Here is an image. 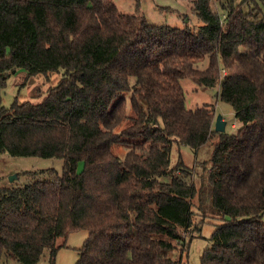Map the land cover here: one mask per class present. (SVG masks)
<instances>
[{
    "label": "trees",
    "instance_id": "trees-1",
    "mask_svg": "<svg viewBox=\"0 0 264 264\" xmlns=\"http://www.w3.org/2000/svg\"><path fill=\"white\" fill-rule=\"evenodd\" d=\"M191 10L200 25L179 29L150 25L138 0L134 13L112 0H0V91L18 71L21 88L48 84L39 102L0 97V154L63 161L0 188V264L46 252L53 264L76 231L88 235L75 264H184L172 253L197 214L221 220L200 264H264V0ZM184 78L220 85L239 127L215 131L213 105L188 109ZM215 136L196 188L181 159L171 167L172 145L196 152Z\"/></svg>",
    "mask_w": 264,
    "mask_h": 264
},
{
    "label": "rangeland",
    "instance_id": "rangeland-1",
    "mask_svg": "<svg viewBox=\"0 0 264 264\" xmlns=\"http://www.w3.org/2000/svg\"><path fill=\"white\" fill-rule=\"evenodd\" d=\"M117 9L123 13H134L136 0H112ZM141 13L145 16L150 25H168L174 28H195L200 24L196 17L192 14L191 1L192 0H138ZM240 1V0H238ZM220 14L219 7L216 5ZM207 65V60L203 61L200 69H204ZM9 77L5 86L0 91L2 105L5 107L10 106L15 97H19V102L25 100L39 102L45 95L48 84L44 81L43 76L28 80L25 87H20L23 83L24 76L18 79V74ZM51 79H57L56 75H51ZM185 96V106L188 109H195L203 105H213L215 119L221 116L225 122V131L233 133L239 125L234 119L232 108L218 98L220 85L212 88L199 87L190 79L184 78L180 80ZM127 109L129 108L128 96L126 97ZM233 124V127L231 126ZM217 140L215 136L212 141L200 147L196 152L191 151L186 146L172 145L170 152V165L174 167L181 159L183 163L192 169L190 173V182L195 184L198 188L200 185V178L205 177L207 169L203 168L206 162L212 155L214 142ZM114 153L121 159L126 154V149L121 146L113 147ZM63 161L61 159L49 158H36V157H12L6 153L0 154V188L23 186L27 183V178L21 176L23 172H37L47 169H53L61 173ZM195 167V168H194ZM83 168V163L78 165V171ZM17 176L14 178V176ZM194 203L197 205L196 200ZM194 212L197 209L194 207ZM198 213V212H197ZM194 222L198 224L199 229L191 230L185 234L184 243L189 242L186 249L181 254L180 246L173 251L172 256L176 259H181L184 264H200V256L208 241L216 228V225L221 223V220L211 215L204 218L199 214L193 216ZM203 221L201 222V220ZM191 233V235H190ZM86 231L71 232L67 235L66 239H59L56 257L53 264H75L78 258V249L82 246L87 237ZM65 241V242H64ZM7 264H15L13 261H8ZM40 264H50L48 253L43 256Z\"/></svg>",
    "mask_w": 264,
    "mask_h": 264
},
{
    "label": "water",
    "instance_id": "water-1",
    "mask_svg": "<svg viewBox=\"0 0 264 264\" xmlns=\"http://www.w3.org/2000/svg\"><path fill=\"white\" fill-rule=\"evenodd\" d=\"M215 131L217 132H224L225 131V122L222 120L221 116H217L215 119ZM17 176L15 175L14 178H16Z\"/></svg>",
    "mask_w": 264,
    "mask_h": 264
},
{
    "label": "crops",
    "instance_id": "crops-1",
    "mask_svg": "<svg viewBox=\"0 0 264 264\" xmlns=\"http://www.w3.org/2000/svg\"><path fill=\"white\" fill-rule=\"evenodd\" d=\"M18 75H19L17 77L18 79H21L23 76H25L24 72H20ZM38 77H40V76H36V77L30 78V80H32V79L34 80L35 78H38ZM30 80H29V82H30Z\"/></svg>",
    "mask_w": 264,
    "mask_h": 264
}]
</instances>
